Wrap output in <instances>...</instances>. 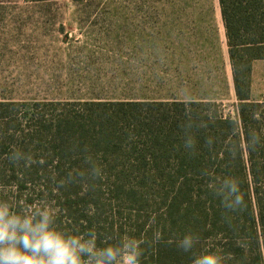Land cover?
I'll list each match as a JSON object with an SVG mask.
<instances>
[{
	"label": "trees",
	"instance_id": "obj_1",
	"mask_svg": "<svg viewBox=\"0 0 264 264\" xmlns=\"http://www.w3.org/2000/svg\"><path fill=\"white\" fill-rule=\"evenodd\" d=\"M217 4L237 100L232 113H222L215 100L0 101V187L27 189L37 198L54 192L56 225L72 232L93 229L99 245L159 231L160 241L145 246L141 264H191L193 255L215 245L232 251L237 264H264V145L249 149L244 142L247 129L264 128V96L251 97L252 63L264 59V0ZM204 116L207 127L194 130L198 143L189 151L185 121ZM206 136L215 137L214 147L204 144ZM237 140L238 151L226 153L224 146ZM13 147L28 152L30 162L11 164ZM86 158L102 176L56 191L54 180L86 167ZM225 178L238 181L243 198L232 212L213 193ZM103 191L126 215L102 218ZM186 231L199 237L191 253L173 243ZM238 239L243 247L236 246Z\"/></svg>",
	"mask_w": 264,
	"mask_h": 264
},
{
	"label": "rangeland",
	"instance_id": "obj_2",
	"mask_svg": "<svg viewBox=\"0 0 264 264\" xmlns=\"http://www.w3.org/2000/svg\"><path fill=\"white\" fill-rule=\"evenodd\" d=\"M193 8L206 9L204 27L214 38L185 49L195 62L180 63L179 49L160 33L174 31L179 9ZM262 96L264 59L253 61L251 73V97ZM191 99L215 100L225 114L237 101L217 0H0V101ZM54 194L0 187V200L22 208L49 202L56 212ZM98 194L102 218L126 215L107 192Z\"/></svg>",
	"mask_w": 264,
	"mask_h": 264
},
{
	"label": "clouds",
	"instance_id": "obj_3",
	"mask_svg": "<svg viewBox=\"0 0 264 264\" xmlns=\"http://www.w3.org/2000/svg\"><path fill=\"white\" fill-rule=\"evenodd\" d=\"M256 114H253V119ZM208 117L199 119L188 117L184 124V147L191 151L198 143L194 130L207 127ZM239 136V133H236ZM215 137L206 136L204 144L214 147ZM245 146L253 149L264 145V128H249L245 132ZM239 142H229L224 146L226 153L238 151ZM11 164H24L31 160L28 152L13 147L8 153ZM102 176V169L86 158V167L74 169L65 177L54 180L59 191L70 181H90ZM222 206L229 212L243 206L239 183L234 178L219 180L213 189ZM91 214V213H89ZM56 212L49 202H42L29 208L13 205L8 200H0V264H141L145 246L158 243L159 231L153 230L145 239L121 235L113 242L97 243L98 235L93 229L72 232L60 228L55 223ZM227 219V218H226ZM222 240V237H217ZM196 233L186 231L173 243L185 253H191L198 243ZM243 247L241 239L235 241ZM191 264H237L232 251L219 245L205 247L192 256Z\"/></svg>",
	"mask_w": 264,
	"mask_h": 264
},
{
	"label": "crops",
	"instance_id": "obj_4",
	"mask_svg": "<svg viewBox=\"0 0 264 264\" xmlns=\"http://www.w3.org/2000/svg\"><path fill=\"white\" fill-rule=\"evenodd\" d=\"M205 10L206 9H202V8L179 9L178 11L180 13L177 15L178 16L177 19L174 20V24H175L174 31L160 33V39L168 38L169 40H172L174 48L179 49V54H180L179 56L181 58L179 59L180 63L195 62L194 60L191 59L193 54L191 52L186 51L185 49H190L195 47H200V48L206 47L207 41L208 40L212 41L214 38L213 31H210L208 33V31L204 27V24L207 25L208 22V19L204 18L206 14H204L203 12ZM209 11L213 12V10H209ZM218 14L220 17L221 28H223L219 9H218ZM209 21L211 23L214 22L213 17L212 18L210 17ZM219 36L220 34H217L216 38ZM223 37H224V29H223ZM224 41H225V37H224ZM226 51H227V46H226ZM184 56H187V59H185Z\"/></svg>",
	"mask_w": 264,
	"mask_h": 264
}]
</instances>
